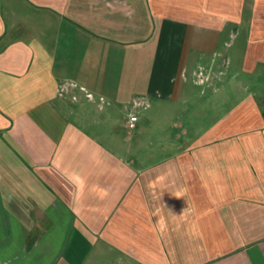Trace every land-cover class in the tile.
Here are the masks:
<instances>
[{
	"label": "crops",
	"instance_id": "crops-1",
	"mask_svg": "<svg viewBox=\"0 0 264 264\" xmlns=\"http://www.w3.org/2000/svg\"><path fill=\"white\" fill-rule=\"evenodd\" d=\"M0 264H264V0H0Z\"/></svg>",
	"mask_w": 264,
	"mask_h": 264
},
{
	"label": "built area",
	"instance_id": "built-area-1",
	"mask_svg": "<svg viewBox=\"0 0 264 264\" xmlns=\"http://www.w3.org/2000/svg\"><path fill=\"white\" fill-rule=\"evenodd\" d=\"M136 117L135 116H130L128 121H127V127L128 128H133L135 125Z\"/></svg>",
	"mask_w": 264,
	"mask_h": 264
},
{
	"label": "rangeland",
	"instance_id": "rangeland-1",
	"mask_svg": "<svg viewBox=\"0 0 264 264\" xmlns=\"http://www.w3.org/2000/svg\"><path fill=\"white\" fill-rule=\"evenodd\" d=\"M219 105H221V106H222V108L224 107L223 103H221V104H219ZM218 110H219V108H218Z\"/></svg>",
	"mask_w": 264,
	"mask_h": 264
},
{
	"label": "clouds",
	"instance_id": "clouds-1",
	"mask_svg": "<svg viewBox=\"0 0 264 264\" xmlns=\"http://www.w3.org/2000/svg\"><path fill=\"white\" fill-rule=\"evenodd\" d=\"M176 197H177V198H180V196H179V195H177Z\"/></svg>",
	"mask_w": 264,
	"mask_h": 264
}]
</instances>
